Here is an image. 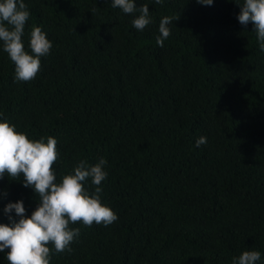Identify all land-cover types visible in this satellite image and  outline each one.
Wrapping results in <instances>:
<instances>
[{
    "label": "trees",
    "instance_id": "obj_1",
    "mask_svg": "<svg viewBox=\"0 0 264 264\" xmlns=\"http://www.w3.org/2000/svg\"><path fill=\"white\" fill-rule=\"evenodd\" d=\"M0 264H264V0H0Z\"/></svg>",
    "mask_w": 264,
    "mask_h": 264
}]
</instances>
